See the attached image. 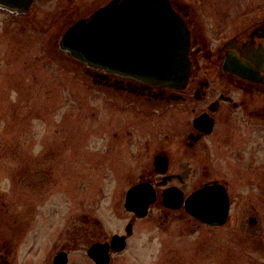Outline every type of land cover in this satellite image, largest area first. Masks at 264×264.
<instances>
[{"label": "flooded vegetation", "instance_id": "flooded-vegetation-1", "mask_svg": "<svg viewBox=\"0 0 264 264\" xmlns=\"http://www.w3.org/2000/svg\"><path fill=\"white\" fill-rule=\"evenodd\" d=\"M112 1L0 7V87L26 95L46 72L60 85L61 68H69L85 88L74 99H103L106 113L96 125V111H88V142L102 148L80 167L76 148L62 157L59 124L45 125L48 110L39 140H13L22 171L37 181L33 190L10 192L0 210V264H15L23 239L28 250L19 257L28 264H128L138 241L156 264L157 235L168 238L172 219L188 220L185 231L198 228L201 235L199 253L184 255L185 264H264V0H169L190 35V74L182 85L110 72L62 49L71 25ZM45 176L69 183L48 192ZM79 178L126 184L99 193L87 185L79 190Z\"/></svg>", "mask_w": 264, "mask_h": 264}, {"label": "rangeland", "instance_id": "rangeland-1", "mask_svg": "<svg viewBox=\"0 0 264 264\" xmlns=\"http://www.w3.org/2000/svg\"><path fill=\"white\" fill-rule=\"evenodd\" d=\"M44 76V81L41 79L38 83L29 86L26 95H22L20 90L16 89V86L0 87V210H5L4 203H7L10 192H24L27 188L33 190L36 185L37 180H35V176L28 175L27 171H22L26 165H22V155L18 154L19 144H16L13 140H17L18 142L23 141L24 136L27 140H39L40 133L38 131L40 128L38 129V127L44 124L42 122L43 111H49L45 117L47 120L46 126L54 128L57 123L59 124V128L61 129L62 157L74 156V148H76L75 157L78 158V167H80L82 161L85 162L86 158H93L92 152L94 150L102 148L100 144H89L87 132L85 131L89 125L88 119L90 120L89 110H95L97 113L96 125H101V119L106 117V113L102 111L105 109L104 100L96 98L92 104L91 101L85 99V95H82L81 100L74 99L81 89L85 88H81L76 83L78 80L74 79L73 72L69 68H61L60 85L54 83L52 73L48 74L46 72ZM13 94L14 98L11 99ZM57 108L60 109V113L59 116L54 117V115L58 114L55 113V109ZM46 130H49V128H46ZM72 130L76 131L75 135L71 133ZM81 158L83 160H80ZM28 169L31 170V168ZM45 177L44 180L42 179V187L48 190V192L59 190L66 183H69V181L65 182L64 179L54 181L49 176ZM94 179L85 180L79 178L76 181L78 189H85V185H87L88 189H94L100 193V191L103 192L105 190H120L126 184L125 181L119 179H115L112 182H101L100 179ZM28 181L30 183L29 187L27 186ZM90 193L88 192V194ZM94 193L95 195H99V193ZM94 193L92 192L91 194ZM114 193L119 194V192H113L112 194L114 195ZM2 216L3 220L2 222L0 221V231L4 233L6 231L5 213H2ZM187 222L188 220L185 219H172L164 229L170 232L168 238L162 236L161 233L157 235L160 247L156 264H185L184 255H196L199 253L197 250V238L201 236L199 229H191V232L188 234L189 229H186L185 225ZM43 236L44 233L40 235V245L44 243ZM188 236H191L188 240L189 243L193 241L191 248L193 246L194 248L192 250H188L185 247ZM30 238L37 241L32 236ZM20 240H22L21 237ZM22 241L16 244L17 249L14 251V257H16L15 264H18L20 259L23 263H26V259H28H25L23 256L24 251L28 250L27 245L29 244L27 243V239H23ZM35 243L38 244V242ZM143 243L144 241H138L137 244L132 246L130 252L126 254L129 259L128 264H151L152 261L147 256L146 246ZM154 248L156 246H153ZM30 251L32 250L30 249ZM22 253L23 256L20 258L19 255ZM114 264H124V262L122 263V260L117 258Z\"/></svg>", "mask_w": 264, "mask_h": 264}, {"label": "water", "instance_id": "water-1", "mask_svg": "<svg viewBox=\"0 0 264 264\" xmlns=\"http://www.w3.org/2000/svg\"><path fill=\"white\" fill-rule=\"evenodd\" d=\"M32 1L0 0V7L19 12ZM61 45L79 61L156 84L182 85L190 74L189 31L169 0H114L71 25Z\"/></svg>", "mask_w": 264, "mask_h": 264}]
</instances>
